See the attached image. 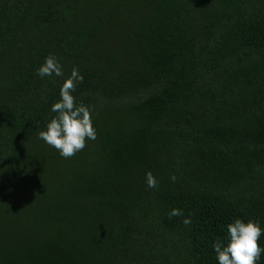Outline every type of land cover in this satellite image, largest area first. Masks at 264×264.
I'll use <instances>...</instances> for the list:
<instances>
[{"label": "trees", "instance_id": "obj_1", "mask_svg": "<svg viewBox=\"0 0 264 264\" xmlns=\"http://www.w3.org/2000/svg\"><path fill=\"white\" fill-rule=\"evenodd\" d=\"M73 67L96 139L65 159L38 133ZM236 218L264 229V0H0V264H218Z\"/></svg>", "mask_w": 264, "mask_h": 264}, {"label": "clouds", "instance_id": "obj_2", "mask_svg": "<svg viewBox=\"0 0 264 264\" xmlns=\"http://www.w3.org/2000/svg\"><path fill=\"white\" fill-rule=\"evenodd\" d=\"M37 75L63 77L61 64L54 55L45 57L43 64L37 69ZM83 76L78 68L73 67L70 75L63 80L60 86V99L52 104L51 111L56 113L46 124V130L38 133V138L58 151L62 158L73 157L77 152L84 150L87 141L96 139V130L92 124L90 109L83 103L77 104L73 93ZM171 179L175 181V176ZM146 185L149 188L157 187V180L149 171L145 173ZM169 217L182 216L180 209H172ZM185 225L191 220L185 218ZM264 229L258 222L236 218L227 225V241H216L212 247L218 264H257L264 248L259 244Z\"/></svg>", "mask_w": 264, "mask_h": 264}]
</instances>
